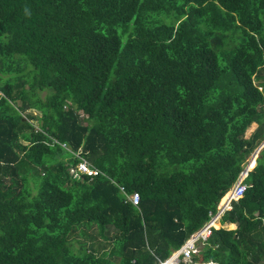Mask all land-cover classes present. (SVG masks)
<instances>
[{
    "label": "trees",
    "instance_id": "16d2710c",
    "mask_svg": "<svg viewBox=\"0 0 264 264\" xmlns=\"http://www.w3.org/2000/svg\"><path fill=\"white\" fill-rule=\"evenodd\" d=\"M263 140L264 0H0V264H158ZM245 182L192 262L264 264Z\"/></svg>",
    "mask_w": 264,
    "mask_h": 264
},
{
    "label": "built area",
    "instance_id": "2783aa9c",
    "mask_svg": "<svg viewBox=\"0 0 264 264\" xmlns=\"http://www.w3.org/2000/svg\"><path fill=\"white\" fill-rule=\"evenodd\" d=\"M60 145L67 149L72 154V158L75 160L74 164H71L69 167V173L73 178L80 179L83 177V175L94 177L99 173H102L84 156L81 147L73 150L65 143H60ZM254 163L256 164V161H254ZM248 164L249 161L240 172L237 181L220 198L215 212H209V219L199 229L193 232L179 249L174 250L166 259L159 260L158 264H178L181 261H183L185 264H218L214 261L205 263L192 262L191 256L193 253L197 252L198 244L207 239V237L211 234L212 229L218 228L220 226V218L225 211L231 208V201L241 196L248 187V184L245 182V178L247 177L248 172L255 166L254 164L251 168L247 169ZM119 190L125 193V190L122 186H119ZM125 196L127 200L130 201L134 206L139 204V195L137 192H132L129 194L125 193ZM223 198L224 203L221 205V200ZM216 223L218 224V227L215 225Z\"/></svg>",
    "mask_w": 264,
    "mask_h": 264
},
{
    "label": "rangeland",
    "instance_id": "374dc122",
    "mask_svg": "<svg viewBox=\"0 0 264 264\" xmlns=\"http://www.w3.org/2000/svg\"><path fill=\"white\" fill-rule=\"evenodd\" d=\"M33 112H34V111H33ZM35 113H39V112L35 111ZM33 122L36 124V121H35V120H34ZM263 141H264V140H263ZM263 141H262V142H263ZM262 142H261L257 147H259V146L262 144ZM263 144H264V142H263ZM262 146H263V145H262ZM257 147H256V148H257ZM263 147H264V146H263ZM263 147H262V148H263ZM256 148L254 149V151L256 150ZM262 148H261V149H262ZM261 149H260V150H261ZM254 151L249 155V157H248V159H247V163H248V161H250V159L252 158ZM257 155H259V152H257ZM257 155H256V157H255V161H256V158L258 157ZM254 164H255V163H254ZM221 203H222V202H221ZM227 224H228V223H227ZM235 225H236V224H235ZM97 238L100 239V237H97ZM83 240H86V238H85L84 236H82L81 234H76L75 237L72 238V243L74 244V246L79 247V243H78V242H79V241H83Z\"/></svg>",
    "mask_w": 264,
    "mask_h": 264
},
{
    "label": "bare ground",
    "instance_id": "6f19581e",
    "mask_svg": "<svg viewBox=\"0 0 264 264\" xmlns=\"http://www.w3.org/2000/svg\"><path fill=\"white\" fill-rule=\"evenodd\" d=\"M263 142H264V141H263ZM263 142H262V144H261L259 147H257L256 150L254 151L253 156H252V158H251L250 161H249V164H248L247 169L250 168V166H251L253 160L255 159V157H256V155H257V150H258L260 147H262V145L264 146ZM223 203H224V198H223V200H222L221 205H222ZM216 226H217V225H216ZM217 227H218V226H217Z\"/></svg>",
    "mask_w": 264,
    "mask_h": 264
},
{
    "label": "crops",
    "instance_id": "0c3cea01",
    "mask_svg": "<svg viewBox=\"0 0 264 264\" xmlns=\"http://www.w3.org/2000/svg\"><path fill=\"white\" fill-rule=\"evenodd\" d=\"M220 226L225 227L227 229H233L236 227V225L234 223H229V224H224V225L220 224Z\"/></svg>",
    "mask_w": 264,
    "mask_h": 264
},
{
    "label": "water",
    "instance_id": "95a60500",
    "mask_svg": "<svg viewBox=\"0 0 264 264\" xmlns=\"http://www.w3.org/2000/svg\"><path fill=\"white\" fill-rule=\"evenodd\" d=\"M263 147V146H262ZM262 147H260L258 150H257V152H259L260 151V149L262 148ZM258 156V155H257ZM178 260H179V258H178Z\"/></svg>",
    "mask_w": 264,
    "mask_h": 264
},
{
    "label": "clouds",
    "instance_id": "9594fccd",
    "mask_svg": "<svg viewBox=\"0 0 264 264\" xmlns=\"http://www.w3.org/2000/svg\"><path fill=\"white\" fill-rule=\"evenodd\" d=\"M219 227H220V226H219ZM219 227H218V228H219Z\"/></svg>",
    "mask_w": 264,
    "mask_h": 264
}]
</instances>
